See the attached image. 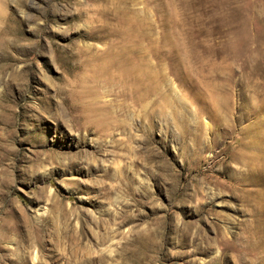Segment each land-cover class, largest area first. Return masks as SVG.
<instances>
[{
  "label": "rangeland",
  "instance_id": "374dc122",
  "mask_svg": "<svg viewBox=\"0 0 264 264\" xmlns=\"http://www.w3.org/2000/svg\"><path fill=\"white\" fill-rule=\"evenodd\" d=\"M0 264H264V0H0Z\"/></svg>",
  "mask_w": 264,
  "mask_h": 264
}]
</instances>
